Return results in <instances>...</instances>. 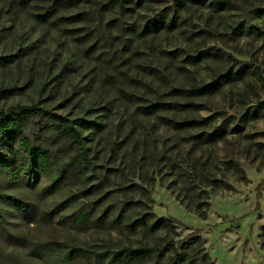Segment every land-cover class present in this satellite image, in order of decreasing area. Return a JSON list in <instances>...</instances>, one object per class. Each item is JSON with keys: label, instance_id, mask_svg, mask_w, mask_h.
I'll return each instance as SVG.
<instances>
[{"label": "rangeland", "instance_id": "obj_1", "mask_svg": "<svg viewBox=\"0 0 264 264\" xmlns=\"http://www.w3.org/2000/svg\"><path fill=\"white\" fill-rule=\"evenodd\" d=\"M256 9L264 0L181 9L173 0H125L123 8L108 0H0V57L11 56L0 64V110L38 105L103 126L78 130L89 161L59 187L50 188L53 170L73 155L65 145L50 172L33 166L13 178L0 166V264H58L49 243L105 254L196 233L214 264H264V21ZM238 24L253 34L230 37ZM183 121L196 125H169ZM48 128L32 118L24 136L49 146ZM214 131L215 143L197 141ZM182 170L230 187L205 188V221L184 208ZM100 181L101 191L85 193ZM139 186L150 191L156 217L182 224L175 236L128 231L136 208L112 222L124 202L141 198ZM82 209L90 217L77 226ZM80 263L94 264L90 255Z\"/></svg>", "mask_w": 264, "mask_h": 264}, {"label": "trees", "instance_id": "obj_2", "mask_svg": "<svg viewBox=\"0 0 264 264\" xmlns=\"http://www.w3.org/2000/svg\"><path fill=\"white\" fill-rule=\"evenodd\" d=\"M30 0H22L28 2ZM202 0H173L174 5L178 8H185L187 3H197ZM110 4H116L123 8L125 0H108ZM229 5L228 1H215L214 7ZM256 17H261L264 21V9H256L252 11ZM150 28L155 29L157 24L150 23ZM254 28H247L238 24L229 29V36L239 38L244 34H253ZM257 29H255L256 31ZM11 60V56L0 57V64H5ZM196 61V60H195ZM219 84L207 86L204 90L212 92L216 90ZM256 113L250 114V117H255ZM41 118L49 122L47 132L52 137L49 146L35 144L32 145L29 139L24 136L25 127L32 118ZM208 120H204L206 122ZM169 125L177 131H186L195 127L193 121L169 122ZM79 129L93 130L95 133H100L103 129L101 123L96 121H87L83 118L69 120L66 117L57 115L50 110L41 108L38 105L31 106H13L7 110H0V158H2L1 170L15 178L21 170H30L33 166L39 167L44 172H50L55 166L53 160L58 159V150L61 145L67 146L66 151L73 154L69 160L61 167L53 170L55 178L52 181L50 188L59 187L63 181L71 177V175L79 176L82 165H87L89 149L85 147L83 139L79 133ZM221 133L214 131L210 134L199 135L196 139L201 143H215L220 139ZM14 143H17L18 152L14 150ZM60 146V147H59ZM65 149V148H63ZM115 152L114 147L110 153ZM20 161V163H18ZM15 165V167H13ZM235 170L240 174V181H245L244 173L235 167ZM52 171V170H51ZM180 176L186 179L184 187L183 204L186 211L194 213L201 221L206 220L209 209V192L205 190L208 187L221 186L230 189L228 185L219 180L210 178L197 177L191 172L182 170ZM199 182V183H198ZM102 182L97 186L85 191L89 193L92 189L95 192L101 191ZM141 198L137 201H126L122 204V213L114 219L113 223H120L123 213L132 208L139 209L135 218L129 217L125 224L128 231H135L138 228L155 234L160 231L170 233L175 236V225L180 224L179 221L172 217H156L151 210L152 200L150 191L142 186L138 187ZM82 195V194H81ZM98 202H94L97 204ZM105 215L106 211L103 212ZM89 212L80 210L77 216L73 219V223L77 226H82L89 220ZM0 217V225L2 224ZM261 237L264 238V228H261ZM50 249L54 252L58 264H78L85 258L92 257L94 264H214L208 256L204 242L199 237L198 233L191 234L186 239L175 241L170 239L164 245L158 244L152 247H122L117 251L96 254L88 253L73 245H64L58 243H49ZM88 253V254H87ZM109 254V257L107 256ZM84 262V261H83ZM82 262V263H83ZM80 263V264H82Z\"/></svg>", "mask_w": 264, "mask_h": 264}]
</instances>
